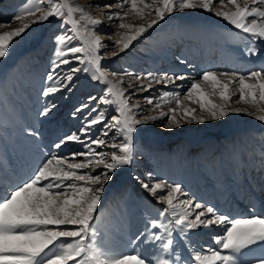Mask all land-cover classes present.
Masks as SVG:
<instances>
[{
	"label": "snow or ice",
	"instance_id": "snow-or-ice-1",
	"mask_svg": "<svg viewBox=\"0 0 264 264\" xmlns=\"http://www.w3.org/2000/svg\"><path fill=\"white\" fill-rule=\"evenodd\" d=\"M43 3L44 0H35V5L24 7L10 21L0 23V27H8L17 21L23 22L21 27L0 34V59H4L11 52L14 39L25 35L31 24L49 22L50 18L60 21L58 27L62 31L53 37L56 47L50 59L51 68L46 73V86L40 93L45 99L38 116L49 117L58 107L57 93L63 98L65 90L73 92L78 73H88L91 81L106 88L99 98L89 95L87 102L78 105L72 113L73 118L84 113L78 132L66 135L52 145L55 149H63L69 142H76L83 150L73 151L68 156L49 153L31 178L0 195V264H69V261L73 264H264V215L255 214L254 204L250 205L253 215L231 217L211 204L194 200L181 184L157 180L151 171L146 174L147 180L140 176L135 178L163 207L158 209L156 217L147 213L143 226L129 238L134 251H117L98 240L101 234L94 223L105 185L113 180L118 170L131 166L134 155L138 154L136 137L140 125L168 116L163 125L165 128L180 127L178 109L180 118H187L185 123L220 120L230 115L229 102L234 96L237 97L235 103L254 106L259 113L255 114V119L264 122V66L246 74L204 71L199 81L193 80L185 93L163 91L160 94L162 100L174 97L175 107L168 101V111L161 112L160 116H140V106L130 102L137 92L149 91L152 81L163 83L165 88L169 83L177 89L183 88L176 82L185 80L186 75L134 74L127 69L109 71L102 65V60L118 53L101 51L109 47L102 42L104 33L98 30L102 21L85 13L83 8L71 5L68 0H48L46 7H40ZM216 4L221 7L232 5L235 10H215ZM262 6L264 0H245L243 5L238 0H115V3L96 5L109 10L119 9L109 11L106 19L118 22L120 29L130 33L115 41L120 52L129 49L133 41L174 12L201 9L247 34L250 43L245 54L248 56L264 55ZM75 13H80L79 18H75ZM129 13L141 20L154 13V18L146 25L134 27L123 22ZM27 17L36 19L30 24L26 22ZM108 35L112 39L117 34ZM185 62L180 60V63ZM124 76L141 81L130 94L122 87ZM144 80L149 81L147 87L142 83ZM205 85H210V92ZM233 85L234 91L231 90ZM213 97H218L221 103L213 102ZM144 99L155 108L161 107L158 102L154 104L151 96ZM184 100L197 104L200 114H197V108L184 106ZM100 104L112 105V113L106 114ZM232 111L239 114L242 109ZM26 131L33 137L40 135L35 129ZM78 157L82 159L77 161ZM101 166L102 170L95 171ZM87 169L92 170L85 171ZM213 226L222 228L220 234L212 236L215 247L198 246L192 236L198 235L197 230L201 228ZM185 249L191 255L186 256ZM145 250L150 255H145Z\"/></svg>",
	"mask_w": 264,
	"mask_h": 264
},
{
	"label": "rangeland",
	"instance_id": "rangeland-1",
	"mask_svg": "<svg viewBox=\"0 0 264 264\" xmlns=\"http://www.w3.org/2000/svg\"><path fill=\"white\" fill-rule=\"evenodd\" d=\"M22 2H25V0H18L16 3L12 4V6H10L12 9L6 8V5L4 7H0V11L3 10L0 12V18L10 21L15 9H18L19 7H17V5ZM101 2L102 3H100V5L114 3L115 0H102ZM27 3H30V0H27ZM47 3L48 0H44V4L41 7H46ZM78 4L79 3H72L73 6H77ZM125 7L128 6L126 5ZM6 12L8 13L6 14ZM88 12L93 11L90 9ZM187 14L188 15L176 13L173 14L171 18L167 16L164 21H160L152 29H149L143 36L138 38L136 41H133L132 46L125 50L126 52L122 56L117 59H113L112 62H109V64L107 63L108 65L105 66L108 70L112 71L113 66L119 65L120 68H128V71L131 70V73L135 74L136 68L132 65L133 62L125 54L134 49L133 45L137 42L140 46L145 48V51L148 50L143 53V56H148L147 58L151 61L155 62L161 57H165L172 62L176 61L180 63V60L183 59L186 61L185 66L192 61V59H189L194 51V48L191 46L195 44L196 47L198 46V50H200L197 55L198 61L197 64L188 65H190V67H198L201 74L207 70L206 63L210 59L214 61L217 58L224 57V59L230 64L246 65L249 68V66L257 64L262 58H264V55H246L245 48L250 43V41L247 40V34H243L239 30L235 31V29L231 25L227 24V22L222 18L216 17L210 12L201 11L200 9L192 10ZM79 16L80 13H75V18H79ZM59 23L60 21L56 18H50L49 22L36 23L32 28L27 30L25 35L15 38L11 45L10 54L4 59H0V70L2 71L0 74L2 75V73L7 72L3 77L5 84L0 85V125L2 128V137L7 141L6 146H4L0 135V174L7 178L10 184L14 181H26L27 178H29L30 174L28 173H21L19 175V173L16 172L25 170L31 163L34 164L42 157H48V155L45 156L43 149H46L47 152L55 153L58 156H63L62 154L65 153L70 155L72 151L66 147L69 146L72 148L78 143L69 142L67 146L61 150L55 149L52 145L55 142H58L62 137L78 132L79 128L83 124V119H78L79 127L77 130H72V127H70L72 126V123L68 121L73 118L72 113L75 110L74 108L82 103H86L89 95H95L98 97L100 93L103 92V89L106 88L105 85L100 84L97 81H91L88 73H78L76 74L77 78L74 81L76 88L73 92L67 93L65 90V96L63 95V98L60 99L59 96L62 94L57 93L55 98L58 107L54 109L53 113H50L49 117L41 118L38 116V111L44 106L45 98H42L40 95L36 97L33 94L41 91V84L43 85L42 89L46 86V73L51 68L50 59L53 57L54 48L56 47L53 37L62 31L58 27ZM117 24L118 22L114 23L115 29L118 28ZM112 33L114 32L109 31L104 34V36L109 38L108 34ZM190 42H193V44H188ZM35 44L43 46L41 47V51L37 52L40 50V47H38L35 49L36 51H31L32 57L28 55L29 57L27 56L23 59L25 51L30 46ZM135 50L137 49H134L133 51L135 52ZM121 57L123 59H121ZM31 60L34 62H31ZM171 61L169 63L167 62L169 67L173 66ZM25 63H28V65L34 63L33 67L35 69H33V73H31L32 71L28 72L24 69L23 64ZM179 63L177 65H180ZM149 71L154 74L161 73L159 72L160 70L155 68L150 69ZM214 71L217 73L220 72L217 69ZM185 75L188 78H192L193 76L189 70L185 72ZM28 77L31 79L35 78L36 81L30 85L31 83L26 81V78L29 79ZM42 80L44 83L41 82ZM193 80L195 79H190V81ZM23 87H26V89L24 90ZM231 90H235L234 85L231 87ZM28 91L31 92L27 95ZM19 95L22 97L27 95L25 101L24 98L20 99L21 97H19ZM181 97L183 98V96ZM31 98L35 99L33 103L31 102ZM51 98L52 97L48 99ZM11 99L15 102H11ZM75 102L77 103L74 104ZM93 103H95V101ZM101 105L102 104L99 105L100 108ZM66 106H69V108L64 110ZM106 106L112 105L106 104V109L103 108L105 112H107ZM247 106H249V104H244L238 107L233 106V108L244 110ZM196 108L197 114L199 115L198 105ZM86 112L87 109L85 110V113ZM111 113H109V115ZM80 114L81 113H78L76 117ZM227 118L228 117L223 119L229 120ZM220 120H207L202 124L204 132L201 134L214 133L218 131ZM234 120L236 125L240 127L239 118L235 117ZM193 123L195 125L198 124L196 122ZM163 125L164 123L159 125L158 131H149L148 136H145L142 132L138 133L136 137L138 154L134 155V162L131 166H129L131 167L130 170L133 169V171L129 174L127 173L128 177L124 182H121L123 175L120 170L122 168L115 173L113 177V182L115 183L114 188L108 193H106L105 190L101 205L97 209V215L94 223L96 224L98 232L101 234L98 237V240L104 239L102 241H104L107 246L112 247L117 251L126 252L119 244H110V240L123 239L120 237L121 234H124V232L130 227H137L134 229L138 231L143 226V220L145 219L147 213H150L151 217H156L158 215V209L163 207L162 205L157 204L149 193L146 195H140V190L144 189L136 180V176L143 175V177H140L147 180L148 177L146 174L151 171L155 174V178L157 180H165L168 183H171V181L173 182L174 177H176L180 182L189 176L196 181H199L201 178H206L207 180L205 184L203 181L200 183L202 186L205 185L203 188H209L213 183L214 186L215 184L217 185L215 188L217 190H215V192L218 193L219 191L223 196L227 194H234V196H237L243 189L241 183L245 184L246 182L245 175L252 176L256 174L257 176H260L261 174H264V138L261 139L260 136V138L258 137V134L261 135L262 133H259V130L255 129L258 128L257 123L249 126L251 128L248 129V131H240L241 134L235 136L234 139H232L233 137L231 136L227 139L222 138L221 136L217 137L218 139L216 142H218V147H220L222 153L217 154L219 156L215 161L213 160L216 156L211 155L206 151L205 153L203 152L205 147H196L193 143L185 140L169 146L164 145L161 138L168 133V128H165ZM29 129H35V131L40 134L39 137L29 135L28 131H26ZM53 129L61 131V134L56 135ZM141 129L142 126L140 125L139 130ZM174 129L175 127L172 130ZM254 134H257V137H253ZM191 138L193 139V137ZM54 140L55 142H52ZM7 146L8 148H6ZM14 147L17 148L14 152L8 151ZM111 150L112 149L109 151ZM233 155L237 156L239 160H243V164L237 163L238 170L234 173L231 172V169H225L223 166L224 162L231 164L230 159H234ZM218 160L222 161L221 168L220 165H216V168L213 167L219 162ZM91 170L92 169H87L85 171ZM221 173L225 175L222 176ZM177 176L181 177V179ZM131 177H133L136 182L133 181ZM263 180L264 176H262V181ZM230 181H232V185H230ZM227 183L229 184V186H227L228 188H223ZM193 188V191H191L193 194L192 196H197V194L203 192L209 194L206 196H213L211 193L212 191H205L201 189V187L197 186H194ZM249 188H246L245 190L248 191ZM199 189L201 191H199ZM261 190L262 189H259L258 191H260V193H264L261 192ZM187 192L189 193V191ZM196 198H194V200H197ZM236 199L232 200L234 201L233 204L237 202L235 201ZM263 200H261L260 204ZM232 201L231 198L227 199L224 206H230L229 203L231 204ZM241 201L239 200V202ZM256 210V212H258V209ZM225 212L227 213L228 210ZM259 212L257 213L258 215ZM215 228L216 227H212L211 229L201 228L197 230L198 235H193L192 239L197 242V244L200 243L203 245L207 241V238L209 239L211 237L212 239L213 235L211 236L210 233ZM130 231L132 232L134 230H128L127 233H130ZM114 232L120 233L119 238L113 236V234H115ZM220 232L217 234H220ZM108 233L110 235L108 236L110 240L107 239V237L103 238L102 236V234L107 236ZM206 245L208 244L206 243ZM211 245L215 247L214 244ZM188 253L190 252L188 251ZM188 253L186 256H189ZM69 264H73V262L69 261Z\"/></svg>",
	"mask_w": 264,
	"mask_h": 264
},
{
	"label": "bare ground",
	"instance_id": "bare-ground-1",
	"mask_svg": "<svg viewBox=\"0 0 264 264\" xmlns=\"http://www.w3.org/2000/svg\"><path fill=\"white\" fill-rule=\"evenodd\" d=\"M17 1L18 0H0V7H4L6 5V8H11L12 9V7H10V6H12V4L16 3ZM101 1L102 0H68V2L71 5H72V3L73 4L79 3L77 6L83 8V10H84L85 13H87L88 15H91L92 17H94L96 19H100L102 21V24L99 26V29H98L100 32L106 34L109 31H113L115 34H117V35H114L112 39H109V38H107L104 35L102 36V42L105 43V44H107V45H109V47L106 48V49H102L101 51L102 52L106 51V52H109V53H111V52H117L118 53V55H116V56L109 55L108 57H105L102 60V65L103 66H105V65L107 66L109 64V62H112L113 59L119 58L120 56H122L126 52V51L120 52L119 51V47L115 46V41L121 39V36L123 34L127 33V30L120 29L119 27L117 29H115L114 23L111 22V21H108L106 19V15L108 14L109 11L115 12V11H118L119 9H117V8L114 7L113 9L109 10V9L102 8V7H96V5H100V3H102ZM244 2H245V0H238V3H240L241 5H243ZM30 4L35 5V0H30V3H27V0H25V2H22V3L18 4L17 7L18 6L19 7H18V9H15V12L11 16V19L13 18L14 15L17 14L18 11H21L24 7H26V6L30 5ZM43 4H40L39 6L41 7ZM262 7H264V6H262ZM90 9L93 12H88V10H90ZM215 10H220V11H234L235 9L232 7V5H227L226 4L224 7H221L219 4H216L215 5ZM1 11H3V10H1ZM190 11H192V10H185L183 12H174L173 14L179 13V14L188 15L187 13H190ZM7 13L8 12H6V14ZM210 13H212V12H210ZM2 14H4V13H2ZM6 14H4V15H6ZM173 14L171 16H168V17L171 18L173 16ZM37 15H39V14H37ZM74 16H75V14H74ZM153 18H154V13H153L152 16H147L143 20L139 19L134 14L129 13V15L127 17H125V19H124L123 22L124 23H127V24H130V25H133L134 27H136V26H140L142 24H145L146 25ZM33 19H36V18L35 17H27L26 22H29L31 24V21ZM5 21H8V20H4L3 18H0V23L5 22ZM22 23L23 22H21V21H17L15 23H12L8 27H0V34L13 31V30L21 27L22 26ZM35 24L36 23L31 24V27L30 28H32ZM127 34H130V33H127ZM188 44L191 45V44H193V42H190ZM38 47H40V50L37 51V52H40L41 51V47H43V46H40V44L39 45L38 44H35V45L30 46L25 51V53L23 55V59H25V57H27L28 55L30 57H32L31 51H36L35 49L38 48ZM133 47H134V49H137V50H135V52H134L133 51L134 49L131 48L132 50L128 51L127 54H125V55H127L129 57V59L132 60V62H133L132 65H134L135 68H136V70H135L136 73L135 74L148 73V72H150L149 70L150 69H153V68H155L157 70H160L159 72H161V73H183V74H185V72L187 70H189L193 74L192 78L186 77L185 80H183V81H177L176 82L177 84H182L183 85V88H179V89H177L175 87V85L174 84H171V83H169L168 86H167V88H165L163 83H156L155 81H152L151 82V88L149 89V91L137 92V94L130 101L131 103L138 104L140 106V116L158 117V116H160V113L161 112H167L168 111V107H169L168 101H172L171 106L172 107H175V103H174L175 98L174 97L165 98L163 100L161 99L160 94L163 91H179L181 93H184V92L187 91V89L190 87L191 83L193 82V81H190V79H195L197 81H198V79H200V76H201L200 69L198 67L195 68V67H190V65H188V64H197V61H198L197 55H198V53H199L200 50H198V46L196 47L195 44H193V46H191V47L194 48V51L192 52V55L190 56L191 58H189V59H192V61L189 62L188 64H186V66H185V63H179V62H176V61L175 62H172L171 60H169L168 58H165V57H161L160 59L156 60L155 62L154 61H151L149 58H147L148 56L147 57L146 56H143V53L144 52H147L148 50L145 51L144 50L145 48L142 47V46H140V44L138 42L135 43L133 45ZM19 55H22V54H19ZM121 59H123V58L121 57ZM119 61H121V60H119ZM170 61L173 64V66H171V67L168 66V63ZM31 62H34V61L31 60ZM178 63L180 65H177ZM206 64H207L206 65L207 70H205V71H209V70L210 71H214V70L217 69L220 72L221 71H228V72H235V73H238V74H246V73H248V72H250L252 70H257L260 67L264 66V58H262L257 64L249 66V68L246 65L230 64L229 62H227L224 59V57L223 58H217L214 61L212 59H210V60L207 61ZM223 64H225V65H223ZM33 65H34V63H31L29 65H28V63L23 64L24 69L27 70L28 72L29 71H32L31 73H33L34 72L33 69H35L33 67ZM23 66H21V67H23ZM118 66H113L112 67L113 68L112 71L120 72V71H123L124 70V69L120 68V66L119 67ZM127 70H128V68H127ZM109 71H111V70H109ZM1 72L2 71L0 70V73ZM129 72H131V70ZM6 73L7 72L2 73V75L0 74V85L5 84L4 81H3V77H4V75ZM116 79L119 80V77H117ZM26 81H29L31 83L30 85H32L36 81V79L35 78H33V79H31V78L27 79L26 78ZM41 82L44 83L43 80ZM142 83H143V85L145 87H147L148 84H149V81L148 80H144V81H142ZM140 84H141V81L140 80L133 79V78H131L129 76H124V85L122 87L126 90V92L128 94H130L134 89L138 88L140 86ZM128 85H131V87H128ZM16 86H17V84H16ZM42 86L43 85L41 84V91H42ZM204 87L208 91H211L210 85H205ZM23 89L25 90L26 87L25 88L23 87ZM31 91H33V90H31ZM31 91H28L27 95ZM41 91L39 93H34L33 95H35L37 97L38 95H40ZM64 94H65V92L63 93V95ZM27 95H24V97H22L21 95H19V97H21L20 99L24 98V101H25V98L27 97ZM101 95H103V92L100 93V95L98 96V98ZM149 96L153 97L154 104L158 102V103L161 104V107L160 108H155L154 105H149L147 103V101L144 99V97H149ZM217 98L213 97V102H215V103H218L219 102L220 103L221 101L219 99H217ZM31 99H32L31 102L33 103L35 101V99L34 98H31ZM59 99H60V96H59ZM181 99L183 100L182 97H181ZM236 99H237V97L234 96L233 99H232V101L229 102V109L228 110L230 112V115L227 118L229 120H225V119L222 118L219 121L220 125L218 126V131H216L214 133H207V134L204 133V134H201L202 132H204V130L202 129V124H199L198 123V124L195 125L194 123H190V124L189 123H185V119L186 118H180V116H179L180 110L178 109L177 118L179 119V122H180V125L181 126L180 127H175V129L172 130L174 128L173 127L170 131L168 129V133L165 134V136L161 138V141L164 143V145L169 146V145H172V144H175V143H179V142L185 140L187 142L193 143L194 146H196V147H200V148L205 147V150L203 152L205 153V151H206V152L210 153L211 155L216 156V157H214L215 159L213 160V161H215V160H217V157L219 156L217 154L218 153H222L221 150H220V147H218V142H216V140L218 139L217 137H220L221 136L222 138L227 139V138H230V136H231V137H233L232 139H234L235 136H238V135L241 134L240 131H248V129L251 128L249 126H252V124L257 123L258 124V126H257L258 128H255V129H258L259 130V133H262L261 135L258 134V137L260 136L261 139H263L264 138V122H261V121L255 119V114H259V113H257V109L254 106H252V105L249 104V106L245 107L244 110H242L239 114H236V113H234L232 111L233 109H235V108H233V106L238 107V106H242V105L246 104V103H243V102L237 104V103H235V100ZM12 101L13 100L11 99V102ZM13 102H15V101H13ZM76 103L77 102H75L74 104H76ZM183 104H184V106L191 107V108H196V106H197V105H195L194 103H192V102H190L188 100H184L183 101ZM105 105L102 104L101 105V108L102 109L105 108ZM106 107H107L106 114H109V113H111L113 111V107L112 106H106ZM68 108H69V106H66V108L64 110H67ZM74 109H76V107ZM247 113H254V115H248ZM83 114L84 113H81L80 115H78V117L71 118L70 120H68L69 122L72 123V126H70V127H72V130H77L78 129V127H79V125H78L79 120L78 119H82L80 117H82ZM169 115H171V114L169 113ZM235 117H238L239 118L240 127H238V125H236V122L234 120ZM167 119H168V116H163L160 119H157L155 121H151L150 120L147 123L141 125L142 126V129L139 130V132H142L145 136L146 135L148 136L149 135V131H153V130H157L158 131L159 130L158 129L159 128V125L160 124H163L164 121L167 120ZM53 130H54V133L56 135H58V134L60 135L61 134V131H59V130L56 131L55 129H53ZM186 137H187V139H186ZM191 137H193V139H195V140H191L192 139ZM253 137H257V134H254ZM189 138H191V139L188 140ZM52 142H55V140L52 141ZM262 142H263V140H262ZM74 144H76V143H74ZM66 148L67 149L69 148L72 152L73 151H82L83 150V146L81 144H79V143L77 145H75V147H72L71 148V147L68 146ZM43 150L45 152V156L46 155H49L50 152H47L46 149H43ZM57 150H61V149H57ZM106 150H108V149H106ZM223 153H224V150H223ZM67 154L68 153H65V154H62V155L63 156L64 155L68 156L69 154L68 155ZM233 156H234V159L233 158L230 159V163L231 164H228L226 162L223 163L224 168L225 169H231V172L232 173H234V172H236L238 170L237 163L243 164V160H239L238 157L235 156V155H233ZM208 157H209V155H208ZM235 157H236V159H235ZM46 158L47 157H42L40 160L36 161L37 163L35 162L34 164L30 165L31 167L29 166L28 169L25 170L22 173H24V174H27L28 173L30 175L33 174L34 173V170L37 168V166L40 165V163L43 160H45ZM80 159H82V158L81 157H78L77 158V161H79ZM218 161L219 162L217 164H215V166H213V167L216 168V165H220V168H221L222 161H220V160H218ZM2 162H3V160H2ZM130 168L131 167H129V166H125V167H123L120 170L121 173H122V175H123V178H122L121 182L126 181L127 180V177H128V174L133 171V169L130 170ZM100 170H102V166H101L100 169H96L95 171H100ZM19 171H20V169H19ZM247 172H250V171H247ZM30 175H29V177H30ZM140 176L143 177V175H140ZM255 176H257V175L256 174L255 175H252V176L245 175L246 182H245V184H242L241 183V185L243 186V189H242V192L241 191L239 192V196L241 195V198L242 199H243L244 195H246L245 202H242L241 203V202L237 201L234 204H233L234 201H232V200L233 199H236V198H239L238 195L237 196H234V194H230V195L227 194V195L223 196V195L220 194L219 191H218V193L215 192V190H217V189H215L216 186H217L216 184H215V186L212 185L209 188L208 187L203 188L205 186L204 184L206 183V180H207L206 178H203V179L201 178L199 181L198 180L196 181V180H193L192 178H190V176L189 177L184 176V177H187V178L184 179V180H182V182H180L179 180H177L176 177H174L173 178V182L171 181V183H173V184L174 183L181 184L187 191H189V193H190V195H191V197L193 199L196 198V197H198V198H196L197 199L196 201H203L206 204H211V205L215 206L220 212H223V213H226L225 211L228 210V212L226 214H228L231 217H244L246 215H252L253 212L250 210V205H253V204L256 206V209H258V207L260 208L259 215H264V200H263L264 199L263 198L264 193H260V191H258L259 189H262L261 192H264V180L262 181V176H264V174H261L260 176H257V177H255ZM177 177L179 179H181V177H179V176H177ZM28 179L29 178H27V180ZM131 179L136 182V180H134L133 177H131ZM183 181H185V182H183ZM202 181L204 182V184H203L204 186H202L200 184ZM22 182L23 181H14V182H12L10 184V182L7 180V178H5L4 176H2L0 174V195H3L6 191H8V189L10 187L15 186V185H18V184H20ZM230 183H231L230 185H232V181H230ZM114 184L115 183L112 180L107 185H105L106 193H108L110 190H112L114 188ZM226 185L229 186L228 183ZM194 186L201 187V189H203L205 191H212L211 193L213 194V196L212 197L206 196V195H209L206 192L199 193V194H197V196H192L193 194H192L191 191H193L192 189H194L193 188ZM246 188H249L248 191L245 190ZM140 191H141V194L140 195H142V194L143 195H146L148 193L147 191L142 190V189ZM199 191H201V190L199 189ZM254 191H258V192L255 193ZM229 198H231V201L232 202H231L230 206L225 207L224 204H225L226 200L229 199ZM181 199H183V197H181ZM260 200H263V202L261 204H260ZM239 207H240V209H239ZM242 210H244L243 213H242ZM213 227H216V226H213ZM134 228H137V227H130L129 229H127L124 232V234H121L120 237H122L123 239H113V240H110L108 238V236H110L109 233L107 234V236H104L103 234H102V236H103V238L104 237H107V239H109L111 241L110 244L115 245V243H117V245L119 244L120 246H122V249L124 251L131 252V251H134V248L129 244V238L130 237H134V234L137 232V230H135ZM128 230H134V231H132V232L130 231V233H127ZM220 231H222V228L216 227L214 230L211 231L210 234H211V236L214 235V234L216 235ZM114 233L115 234H113V236L119 238L120 233L119 232H114ZM102 240H104V239H102ZM206 243L208 245L214 244V242H212L211 237L209 239L207 238V241L203 245L205 246ZM203 245L200 244V243H198V246H203ZM140 247L142 249H144V246L143 245H141ZM187 253H188V251L185 249L184 250V254L187 255ZM144 254L145 255H150V253L147 252L146 250L144 251ZM188 254L191 255L190 253H188Z\"/></svg>",
	"mask_w": 264,
	"mask_h": 264
}]
</instances>
